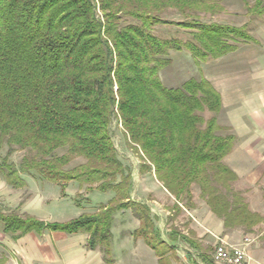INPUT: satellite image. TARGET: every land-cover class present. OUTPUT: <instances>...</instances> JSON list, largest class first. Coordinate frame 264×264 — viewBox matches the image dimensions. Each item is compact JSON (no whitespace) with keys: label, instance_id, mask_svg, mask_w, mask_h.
Returning <instances> with one entry per match:
<instances>
[{"label":"trees","instance_id":"1","mask_svg":"<svg viewBox=\"0 0 264 264\" xmlns=\"http://www.w3.org/2000/svg\"><path fill=\"white\" fill-rule=\"evenodd\" d=\"M221 8L218 0H0V177L13 189L35 176L63 196L70 182L115 194L64 222L0 210L3 233H84L86 246L109 263L114 216L130 209L139 220L134 236L162 246L149 207L131 199L132 175L112 141L113 119L142 171L153 172L174 197L176 213L179 203L195 205L196 190L224 229L259 233L254 228L264 217L250 210L223 162L235 136L218 123L219 92L202 75L177 87L159 77L171 51L186 49L199 64L249 39L245 25L202 20ZM169 11L183 18L177 25L192 39L154 33L172 22ZM17 151L23 154L15 163Z\"/></svg>","mask_w":264,"mask_h":264},{"label":"crops","instance_id":"2","mask_svg":"<svg viewBox=\"0 0 264 264\" xmlns=\"http://www.w3.org/2000/svg\"><path fill=\"white\" fill-rule=\"evenodd\" d=\"M256 2L241 1L228 12L227 17L233 20L218 22L245 25L249 39L237 42L233 51L221 57L201 61L200 67L203 77L221 97L218 123L235 136L234 146L223 162L237 175L236 188L243 192L250 210L264 217V0L258 7ZM156 185L161 190H150L152 197L140 202L149 207L155 233L163 242L157 249L144 238L134 236L139 220L125 209L119 212L123 215L120 218L118 214L114 216L109 263L104 262L99 249L86 246L84 233L29 232L14 239L3 233L1 226V233L9 239L0 240V247L6 252H0V264H215L213 251L219 238L238 244L248 235L239 228L224 229L222 220L204 202L196 200L198 193L193 207L179 203L176 213L172 208L174 197L158 181ZM155 197L170 198L171 206L168 203L161 207ZM254 230L259 233L251 237L247 262L264 264V222Z\"/></svg>","mask_w":264,"mask_h":264},{"label":"rangeland","instance_id":"3","mask_svg":"<svg viewBox=\"0 0 264 264\" xmlns=\"http://www.w3.org/2000/svg\"><path fill=\"white\" fill-rule=\"evenodd\" d=\"M241 1L243 0H218V4L222 6V8L218 9L213 14H203L202 20L221 23H225L224 21H227L228 19L233 20L234 18L227 17L228 12L232 10L233 6L240 5ZM165 19L172 22L155 26L154 33L156 35L162 37H179L182 40L192 39L189 28L177 25V22L183 20L180 15L173 11H169L165 16ZM238 20L240 19L238 18ZM169 56L172 60L171 64L159 72V77L165 85L169 87H177L190 77L199 78L202 75L200 63H196V60L192 58L188 50L182 49L181 51H171ZM110 131L117 153L132 175V199L136 201L149 200L150 197H152V193H148L150 190H161L160 187L156 185L157 180L154 178L155 176L153 175V177L151 174L148 175V172L142 171V162L139 154L134 152L127 145L126 138L123 135L120 123L117 119L112 120ZM4 152L5 150L3 149L2 154H4ZM22 154L21 151H17L12 155L11 160L17 163ZM79 161H81V159H77L72 164L78 163ZM25 180L26 186L24 188L13 189L0 177V210L2 212H16L19 215L24 213L30 215L33 214L44 220H66L75 218L84 212L97 210L101 204L107 203L115 195L113 191L89 192L85 187H80L78 183L70 182L64 188L65 195L63 196L61 195L60 187L48 180L40 179L35 176H25ZM196 193L197 191L195 190V197ZM155 200H160L161 207H163V204L168 203L171 206L170 198L167 199L161 197V199H157L155 197ZM150 202L149 204L154 206ZM155 206L158 207L157 205ZM116 214H118L117 216L119 218L120 216H123L119 212ZM114 226H116L115 223ZM247 236L252 237L256 235L248 234ZM2 239H9V236H4L1 233L0 223V240ZM0 252L6 253L3 251L2 247H0Z\"/></svg>","mask_w":264,"mask_h":264},{"label":"built area","instance_id":"4","mask_svg":"<svg viewBox=\"0 0 264 264\" xmlns=\"http://www.w3.org/2000/svg\"><path fill=\"white\" fill-rule=\"evenodd\" d=\"M252 238L244 236L238 244L219 238L213 251L215 264H248L247 247Z\"/></svg>","mask_w":264,"mask_h":264}]
</instances>
